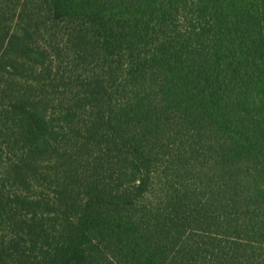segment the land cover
I'll use <instances>...</instances> for the list:
<instances>
[{
	"label": "trees",
	"instance_id": "1",
	"mask_svg": "<svg viewBox=\"0 0 264 264\" xmlns=\"http://www.w3.org/2000/svg\"><path fill=\"white\" fill-rule=\"evenodd\" d=\"M0 264H264V0H0Z\"/></svg>",
	"mask_w": 264,
	"mask_h": 264
}]
</instances>
